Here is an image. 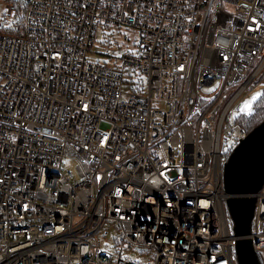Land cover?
I'll return each mask as SVG.
<instances>
[{
	"label": "built area",
	"instance_id": "1",
	"mask_svg": "<svg viewBox=\"0 0 264 264\" xmlns=\"http://www.w3.org/2000/svg\"><path fill=\"white\" fill-rule=\"evenodd\" d=\"M19 1L0 17V264H237L223 176L264 81V0ZM99 29L126 42L107 61Z\"/></svg>",
	"mask_w": 264,
	"mask_h": 264
},
{
	"label": "water",
	"instance_id": "2",
	"mask_svg": "<svg viewBox=\"0 0 264 264\" xmlns=\"http://www.w3.org/2000/svg\"><path fill=\"white\" fill-rule=\"evenodd\" d=\"M223 182L226 207L237 238V264H260L249 235L257 203L255 195L264 186V121L230 154Z\"/></svg>",
	"mask_w": 264,
	"mask_h": 264
},
{
	"label": "rangeland",
	"instance_id": "3",
	"mask_svg": "<svg viewBox=\"0 0 264 264\" xmlns=\"http://www.w3.org/2000/svg\"><path fill=\"white\" fill-rule=\"evenodd\" d=\"M6 6L7 4L5 0H0V17L5 12ZM110 37H112L113 39L109 44L108 35H105L102 29H99L97 31L96 41L93 47V53L89 55V57L92 60L99 59L100 61H107L109 56H116L119 53H121L120 46L121 47L126 46V42L124 41V39L121 37L120 34H117V33H115L114 35ZM131 37L134 38L133 35H131ZM104 40L106 41L108 40V42L105 41L104 43ZM133 42L134 40L131 39L128 46L130 47ZM263 91H264V81L261 82L253 91H251L250 93L246 95V97L243 99V106L241 107L240 113L244 115H249L252 112L253 102L262 94ZM68 166L69 164L66 165V167ZM99 239L102 242L101 247L103 248L105 246L112 247L113 238L111 236H107L103 238L99 236ZM104 244H107V245H104ZM143 261L146 262V259H144Z\"/></svg>",
	"mask_w": 264,
	"mask_h": 264
},
{
	"label": "trees",
	"instance_id": "4",
	"mask_svg": "<svg viewBox=\"0 0 264 264\" xmlns=\"http://www.w3.org/2000/svg\"><path fill=\"white\" fill-rule=\"evenodd\" d=\"M7 3H12L15 6L23 9L20 1L5 0ZM264 121V91L253 102L252 112L249 115H241L238 117V123L246 127L250 132Z\"/></svg>",
	"mask_w": 264,
	"mask_h": 264
}]
</instances>
